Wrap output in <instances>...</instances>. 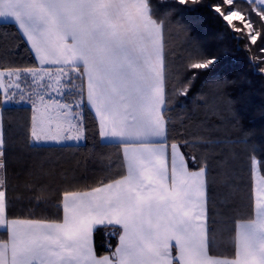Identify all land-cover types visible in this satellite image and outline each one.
Masks as SVG:
<instances>
[{
	"label": "snow or ice",
	"instance_id": "obj_1",
	"mask_svg": "<svg viewBox=\"0 0 264 264\" xmlns=\"http://www.w3.org/2000/svg\"><path fill=\"white\" fill-rule=\"evenodd\" d=\"M213 9L234 33L247 30L253 43L262 35L252 15L264 21V0H221ZM0 20L16 27L35 61L0 64V109L13 103L31 108L28 143L86 142L87 110L101 142L119 148L117 172L91 185L69 184L55 198L30 196L33 207L12 215L0 114V264H264V157L252 149L250 212L234 218L218 251L207 161L193 168L189 161L195 164L197 156L182 150L212 141L169 140L172 97L186 96L218 57L190 55L188 83L170 92L167 21L157 18L151 0H0ZM24 187L48 190L31 182ZM42 203L55 214L46 207L37 215ZM99 225L112 228L106 235H118L115 249L104 255L94 247Z\"/></svg>",
	"mask_w": 264,
	"mask_h": 264
},
{
	"label": "trees",
	"instance_id": "obj_2",
	"mask_svg": "<svg viewBox=\"0 0 264 264\" xmlns=\"http://www.w3.org/2000/svg\"><path fill=\"white\" fill-rule=\"evenodd\" d=\"M221 0H200L198 4H179L178 0H151L157 18H165L164 41L169 73V91L188 83L191 72L185 71L188 57L202 53L199 59L218 57L210 69L200 71L186 96H173L168 115L171 118L169 140L203 137L209 144L189 145L182 150L197 156L190 166L206 160L209 178L210 216L217 221V250L232 233L234 218L250 212L249 158L252 149L264 157V21L253 13L255 28L262 33L255 43L244 30L236 34L215 13L213 5ZM242 2V0H241ZM236 27H243L239 21ZM255 34V33H252ZM239 36V39L236 37ZM2 64L32 66L35 61L20 33L11 23L0 24ZM194 62V61H193ZM5 138L8 197L12 215H24L29 197H56L69 184L91 185L101 176L119 170V148L101 142L93 114L86 110L87 141L65 145H30V111L25 106L2 109ZM111 164V167L109 165ZM47 185L40 193L28 191L26 183ZM19 197V199H17ZM54 215L45 204L35 207L37 215ZM219 213V215H218ZM110 226L99 225L94 232L97 255L114 250L118 235L109 236ZM0 235H4L0 232Z\"/></svg>",
	"mask_w": 264,
	"mask_h": 264
},
{
	"label": "crops",
	"instance_id": "obj_3",
	"mask_svg": "<svg viewBox=\"0 0 264 264\" xmlns=\"http://www.w3.org/2000/svg\"><path fill=\"white\" fill-rule=\"evenodd\" d=\"M1 23H10V22L0 20V24ZM24 42L26 43V41H24ZM26 45H27V43H26ZM27 47H28V45H27ZM0 64H2L1 55H0ZM12 106L13 107L14 106H25V107H28V109L30 111V115H31V108L26 103H21V104H15V103H13V104H9V105H4L3 108L4 107H12ZM0 114H2V109H0ZM99 139H100V137H99ZM68 144H74V143L69 142ZM40 145H56V144H40ZM4 159H5V156H4Z\"/></svg>",
	"mask_w": 264,
	"mask_h": 264
}]
</instances>
